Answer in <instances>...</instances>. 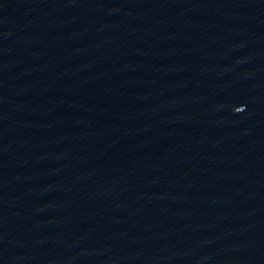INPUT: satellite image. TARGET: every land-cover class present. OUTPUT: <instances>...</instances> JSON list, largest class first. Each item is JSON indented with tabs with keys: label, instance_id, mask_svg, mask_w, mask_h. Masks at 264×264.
Instances as JSON below:
<instances>
[{
	"label": "water",
	"instance_id": "water-1",
	"mask_svg": "<svg viewBox=\"0 0 264 264\" xmlns=\"http://www.w3.org/2000/svg\"><path fill=\"white\" fill-rule=\"evenodd\" d=\"M0 264H264V0H0Z\"/></svg>",
	"mask_w": 264,
	"mask_h": 264
}]
</instances>
